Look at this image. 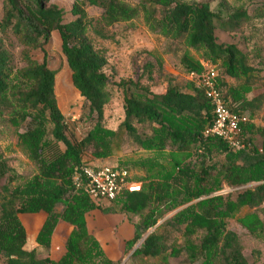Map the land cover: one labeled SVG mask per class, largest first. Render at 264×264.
Segmentation results:
<instances>
[{
  "label": "trees",
  "instance_id": "16d2710c",
  "mask_svg": "<svg viewBox=\"0 0 264 264\" xmlns=\"http://www.w3.org/2000/svg\"><path fill=\"white\" fill-rule=\"evenodd\" d=\"M0 2V116L8 111L14 127L29 120V127L17 133V142L37 168L30 178L10 186L6 182L10 169L0 158V255L5 264H120L106 256L87 227L85 215L98 207L77 192L75 183L78 176L80 186L85 184L82 169L90 161L84 154L91 160L113 155L118 130L105 127L103 119L114 88L123 95L121 147L153 154L117 163V169L129 170L130 165L142 172L132 177L141 189L98 208L125 214L133 224V238L125 242L123 253L155 227L131 253L132 259L161 258V264H168L169 257H182L188 264H258L259 251L254 250L248 260L238 235L227 228V220L246 207L250 212L237 222L252 236L264 238V127L252 119L264 97H248L257 77L248 54L233 43L217 42L214 32L217 27L233 29L248 21L246 10H229L225 0L215 10L208 1L140 0L132 6L124 0H72L74 19L63 22V10L50 0ZM86 5L100 8V16L89 17ZM140 12L151 32L179 47L177 65L192 76L183 88L168 80L162 92L154 91L155 66L150 62L134 78L119 82L104 71L106 56L95 48L88 32L107 38L108 27L132 21ZM52 31L59 34L72 85L84 98L93 121L76 142L67 136L58 107L56 71L47 66L46 57L38 62L30 54L49 42ZM11 36L23 48L19 53L23 66L14 63ZM155 61L161 65L160 58ZM203 62L218 67V85L227 109L248 118L241 124L245 144L241 150L231 149L217 136L204 135L214 114L197 85L205 70ZM256 137L261 138V148L255 145ZM250 183L255 186L243 188ZM57 205H62L60 212ZM38 213L46 215L35 237L38 247L50 248L61 220L71 225L64 252L56 260L49 255L39 257L35 248H24L26 230L19 215Z\"/></svg>",
  "mask_w": 264,
  "mask_h": 264
},
{
  "label": "rangeland",
  "instance_id": "374dc122",
  "mask_svg": "<svg viewBox=\"0 0 264 264\" xmlns=\"http://www.w3.org/2000/svg\"><path fill=\"white\" fill-rule=\"evenodd\" d=\"M124 1L129 5L136 6L140 0ZM181 1H208L211 9L215 10L218 9L219 2L222 0ZM225 1L229 5V10L235 8L245 9L250 19L241 22L233 29L217 27L214 31L217 42L233 43L240 50L248 54L249 64L257 71L253 90L248 97L251 98L260 94L264 97V0ZM50 3L57 5L63 10V22L74 19V16L70 12L72 0H50ZM85 9L89 17H99L102 12L100 8L89 5H86ZM1 17L2 4L0 2V18ZM105 31L108 35L107 38L96 37L92 32H88V35L95 48L104 52L107 59L104 71L110 76L112 81L119 82L121 80L134 78L136 74L141 73L142 66L146 62H150L155 66L151 80V83H153L152 89L154 91H163L168 80H171L172 83L182 88L185 86L186 81L189 80V77L177 65L179 47L166 40L160 34L151 32L147 28L141 12L132 21L115 23ZM10 41L13 43L10 49L14 56L15 65L18 67L23 66V62L19 55L23 48L16 43L12 36L10 37ZM191 53L199 57V53L195 51H191ZM30 54L32 58L38 62H42L43 58L46 57L47 66L56 71L54 92L58 107L65 118L66 133L69 139L74 142L78 141L88 132L93 125V121L87 115V104L84 98L72 85L71 72L67 66L65 56L61 52V40L58 32L52 31L49 42L42 49L31 50ZM157 58L161 59L160 66L155 61ZM8 118V111L0 116V158L5 161L6 166L10 169L8 173L9 178L6 182H9L10 186H14L34 175L37 172V168L29 160L26 152L17 142V133L23 132L29 127V120L27 119L24 121L19 127H14L9 123ZM123 118V95L120 89L114 88L109 102L104 107L103 125L109 129L118 130V135L113 141V155L110 156L112 164H107V166L115 167L117 163H127L130 160L148 158L153 155L150 152L130 151L121 147L120 139L123 135V130L119 127ZM252 119L255 125L264 127V101L259 109L254 112ZM255 145L261 148L260 137H256ZM60 148L63 149L61 144ZM84 156L86 161H91L88 154H84ZM127 166L129 167L128 171L131 173L132 177L133 175H141L142 172H137L135 169L131 168L130 165ZM11 177H13L14 180H12ZM1 183H3V181ZM254 186V183H250L243 188H252ZM226 191H229V189L223 190L221 193ZM61 209L62 205H57L56 211L60 212ZM248 212H250L248 208H242L236 218L227 220V228L238 235L244 247L243 254L248 260H252V252L258 250L260 253L258 264H264V238L252 236L245 228L239 225L236 220L238 217ZM170 213L165 214L164 219H166ZM19 219L26 230L25 249L31 250L35 248L39 257L49 255L53 260L61 256L60 254L63 252V242L68 234L69 226L59 222L56 227V232L59 234L60 243L50 246L49 249H44L37 246L34 237L37 231V225L42 222V215L39 213L34 215L20 214ZM164 219H161L159 223ZM154 228L155 227L149 229L144 234L143 238H145L148 232L154 230ZM142 239L137 241L127 252H122L121 254L117 253L118 255L115 256L113 260H120V264H129L131 262L134 264H161V258L136 257L132 259L130 257L134 249L140 245ZM113 240L115 241L114 238ZM105 254L107 255V252H105ZM167 260L168 264H188L182 257H169ZM0 264H5V258L1 255Z\"/></svg>",
  "mask_w": 264,
  "mask_h": 264
},
{
  "label": "built area",
  "instance_id": "2783aa9c",
  "mask_svg": "<svg viewBox=\"0 0 264 264\" xmlns=\"http://www.w3.org/2000/svg\"><path fill=\"white\" fill-rule=\"evenodd\" d=\"M205 70L199 78L197 85L204 90L214 114L212 124L205 130L204 135H212L221 138L233 150L245 148L241 141V124L248 121L246 115L236 114L225 106L218 85V67L211 63L203 62ZM192 78L191 75L188 76ZM85 184L81 187L78 176L75 177L76 187L100 203L102 200L111 202L124 193L138 192L141 183L132 179L128 170L117 169L114 166L85 165L82 169Z\"/></svg>",
  "mask_w": 264,
  "mask_h": 264
},
{
  "label": "crops",
  "instance_id": "0c3cea01",
  "mask_svg": "<svg viewBox=\"0 0 264 264\" xmlns=\"http://www.w3.org/2000/svg\"><path fill=\"white\" fill-rule=\"evenodd\" d=\"M110 160H111L110 157L104 158V159L91 160L89 162V165L96 167V166L112 164ZM77 192L87 195V193H85V191L81 189H78ZM88 198L98 208H107L110 206L109 205L110 202L108 201L105 202V200H102L100 203L96 204L94 200L91 199L89 196ZM98 208H95L89 211L85 215V221H86L87 227L93 232L94 237L96 238L98 243H100L99 245H101V247L103 248L104 253L107 252L106 256L110 258L111 260H113L115 256H117L118 254H121L124 251L125 242L133 238L134 227L125 214L118 213V212L104 213V212H101L100 209ZM39 214L42 215V222L39 225H37V228H36L37 231L35 232L34 237H36L46 217L44 213H39ZM60 222H62V224H66L67 226H69V230L71 229V225L68 224L67 222H64L62 220ZM58 235L59 234L55 230V236L53 235L52 237L51 246L54 244L60 243ZM113 238L115 239V241L113 240ZM63 252H64V247H63ZM63 252L60 255H62ZM113 252H116V253H113Z\"/></svg>",
  "mask_w": 264,
  "mask_h": 264
},
{
  "label": "water",
  "instance_id": "95a60500",
  "mask_svg": "<svg viewBox=\"0 0 264 264\" xmlns=\"http://www.w3.org/2000/svg\"><path fill=\"white\" fill-rule=\"evenodd\" d=\"M176 211H177V210L171 212L167 217H170V216H171L172 214H174ZM167 217H166V218H167ZM148 233H149V232H148ZM148 233H147V234H148ZM145 237H146V236H145Z\"/></svg>",
  "mask_w": 264,
  "mask_h": 264
}]
</instances>
